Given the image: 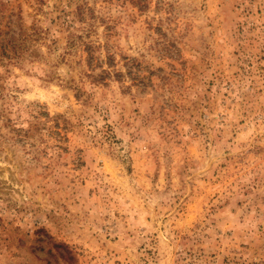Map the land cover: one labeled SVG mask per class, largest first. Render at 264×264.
Returning <instances> with one entry per match:
<instances>
[{
  "label": "rangeland",
  "instance_id": "374dc122",
  "mask_svg": "<svg viewBox=\"0 0 264 264\" xmlns=\"http://www.w3.org/2000/svg\"><path fill=\"white\" fill-rule=\"evenodd\" d=\"M0 264H264V0H0Z\"/></svg>",
  "mask_w": 264,
  "mask_h": 264
}]
</instances>
